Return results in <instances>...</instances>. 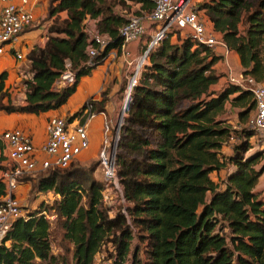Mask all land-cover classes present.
<instances>
[{
	"label": "trees",
	"instance_id": "trees-1",
	"mask_svg": "<svg viewBox=\"0 0 264 264\" xmlns=\"http://www.w3.org/2000/svg\"><path fill=\"white\" fill-rule=\"evenodd\" d=\"M49 1V18L62 12L66 17L55 19L44 46L27 55L30 77L23 104L4 101L9 98L7 75L0 74V111L40 114L60 108L81 78L110 51H120L119 29L132 12L128 1L141 4L136 14L152 9L149 0ZM197 7L206 12L227 48L238 54L243 76L264 82V0H207ZM243 11L247 14L241 32ZM88 18L98 20V31L109 37L92 65L86 64L89 41L83 31ZM169 39L148 53L149 63L130 94L116 152L120 207L114 212L112 206H103L105 185L91 169L74 164L65 170L50 168L33 181V188L59 198L14 223L5 239L8 245L0 251V264L56 261L50 222L40 214L46 209L55 211L63 237L73 245V264H94L95 254L108 244L112 264H264V202L254 190L264 174V165L260 170L254 165L264 150L248 154L255 132L246 127L255 107L252 93L227 84L211 94V85L220 78L214 65L221 58L189 38L177 44ZM66 59L75 82L53 90ZM228 101L240 108L238 132L218 119ZM89 104L95 110L89 99L69 120L82 115ZM232 137L233 153L225 159L220 150ZM229 162L234 168L223 185L215 182L210 174ZM135 238L138 243L131 252Z\"/></svg>",
	"mask_w": 264,
	"mask_h": 264
},
{
	"label": "built area",
	"instance_id": "built-area-1",
	"mask_svg": "<svg viewBox=\"0 0 264 264\" xmlns=\"http://www.w3.org/2000/svg\"><path fill=\"white\" fill-rule=\"evenodd\" d=\"M152 4L150 11L131 12L127 15V22L119 29L122 38L120 54L124 67H134L129 80L133 86L137 83L141 68L145 66L148 53L158 46L164 39L179 34L180 38H189L197 45H204L224 62L227 84L240 86L250 90L255 102L253 113L248 117L246 127L253 130L254 144L264 148V82H256L252 77L243 76L231 66L228 58L230 50L224 44L221 36L207 27L208 20L199 14L195 0H149ZM0 54L7 47L13 49L19 35L34 21V15L29 8V0H0ZM96 19L88 18L83 23V31L88 36L86 47L87 65H92L93 59L107 45L109 37L98 31ZM141 55L134 57L131 49L133 43L145 40ZM114 54L116 50H112ZM16 59L23 56L14 52ZM142 60L139 65V61ZM136 63V64H135ZM135 65V66H134ZM75 82V72L70 60L66 59L64 68L53 83V90H60ZM124 112V109H123ZM91 104L87 105L80 122L72 124L68 116L52 115L46 122V139L37 146L31 135L22 128L6 130L1 138L5 143L8 161L0 172V183L3 194L0 195V251L8 245L7 235L18 219H29L16 192L23 179L37 172H44L50 168H67L83 151L89 148L87 122L94 117ZM124 113L121 112L116 127L105 125L106 140L99 157V165L103 172L105 190L102 193L104 202L112 203L114 191L121 193L116 174V152L120 136ZM114 130V131H113ZM230 141H235L232 137ZM109 185L113 188L109 189ZM114 190V191H113ZM121 195V194H120ZM123 202L122 195L120 196ZM46 217V211L40 213ZM47 218V217H46ZM102 251V249H101ZM94 256V264L103 258V252ZM113 258L104 260L103 264H112Z\"/></svg>",
	"mask_w": 264,
	"mask_h": 264
},
{
	"label": "crops",
	"instance_id": "crops-1",
	"mask_svg": "<svg viewBox=\"0 0 264 264\" xmlns=\"http://www.w3.org/2000/svg\"><path fill=\"white\" fill-rule=\"evenodd\" d=\"M200 2L202 0H196ZM49 0H29V8L32 10L34 15V21L32 24L22 32L17 42L14 44V48L10 49L7 47L6 51L0 54V74L5 72V88L8 91L9 98L4 100L5 102L10 101L13 104H23L25 99V80L30 77L29 72V61L27 60L28 53L35 47L41 48L44 46L47 40V29L48 24L51 22V18L48 17ZM131 6V10L138 11L141 4L138 2L128 1ZM1 9V3H0ZM202 12L204 10H199L200 15H204ZM61 17L66 15L65 12L60 13ZM206 16V15H205ZM207 17V16H206ZM207 27L213 29L211 22L208 19ZM176 35L170 36L171 42L176 38ZM146 39L133 43L131 45L132 53L134 57H138L142 48H144ZM179 43V41H176ZM14 52L20 53L23 58L21 60L16 59ZM230 62L233 63L234 68L242 72L240 59L237 53L230 50L228 54ZM221 59L217 61L214 65V69L217 70L219 66L222 68ZM124 68V62L119 52L116 54L110 51L107 57L92 70L91 74L81 78L75 93H73L67 102L56 110H50L40 114H29V113H5L0 111V172L4 164L7 163V151L5 148V143L1 138V135L6 130H11L14 128H22L27 131L34 142L35 145L39 146L44 143L46 139V122L47 119L52 115L70 116L76 111H78L82 105L89 99L95 102V104L101 102L104 99L103 111L95 113L94 118L87 122V132L89 136V148L85 150L77 159L83 164H89L92 160L98 161V155L100 152V144L98 136L102 137V127L103 124L110 125L114 128L117 118V108L120 103V94L122 77L125 76L126 71ZM220 78L218 83L225 84V75H219ZM227 106L225 105V108ZM227 110V108H226ZM237 116V114H236ZM235 116V118H236ZM80 117L73 119L72 124L80 122ZM239 125V124H238ZM253 140V141H252ZM254 137L250 139L251 145H254L252 149H255ZM233 141L227 143L223 146L222 152L227 156L231 155ZM258 146V145H256ZM250 148V150H251ZM263 149L262 147H260ZM259 148V149H260ZM264 154V153H263ZM227 170L230 171L231 168L228 167L222 169L219 172H213L210 177L217 182L218 177L220 179H225L227 175ZM213 176L215 178H213ZM31 183L29 181L24 182L18 191V198L20 202L25 200L27 191L30 189ZM45 193L37 192L36 197L43 196ZM50 194L54 195V198L58 197L53 192ZM24 208L26 205L21 204Z\"/></svg>",
	"mask_w": 264,
	"mask_h": 264
},
{
	"label": "rangeland",
	"instance_id": "rangeland-1",
	"mask_svg": "<svg viewBox=\"0 0 264 264\" xmlns=\"http://www.w3.org/2000/svg\"><path fill=\"white\" fill-rule=\"evenodd\" d=\"M204 1H207V0H202L200 2H197L196 1V5L198 6L200 3L204 2ZM1 6H2V4H1ZM134 11H136V10H133V13H134ZM202 13L204 14L203 17H205L208 20V16H207L206 12H202ZM246 14L247 13L245 11H243L241 20L238 23V28H239V30L241 32H243L244 31V28H245V22H244V20H245ZM52 17L53 18L51 19V22L48 24V27L50 25H52V23L55 21V19H58L59 21H61L62 19H64L66 17V15H64V17H61V15L58 14V15L52 16ZM47 34H48V29H47ZM175 37L176 38L173 40V42H171V39H169L170 40V43L175 44L176 41H181V40L185 39V38H182L183 35L180 38V35L177 34V33H176V36ZM144 38L147 39V37H144ZM119 54H120V51H119ZM140 55H141V52H140V54L138 56H140ZM120 56H121V54H120ZM146 63H149L148 57L146 58ZM230 63H231L232 68L236 72V69L234 68L233 63L232 62H230ZM221 65H222V68L219 66V68L216 70V73L218 75H226V73H225L226 69H224V62L223 61H221ZM144 67L145 66H143L141 68V72H140V75L137 78L136 85L140 81V77H141V74L143 73ZM123 69L126 71V73H125V76L122 77V79H121L122 87H121V94H120V103H119V106H118L117 111H116L117 112V115H116L117 118H116V120H118V117L120 116L121 112L123 111V107H124L123 105H124V102H125V94H126V90H127L128 85H129V80H130V78L132 76V72H133L134 67L132 66L130 69H126L124 67ZM226 86H227V82L225 84H221V83H218L217 84V83H215V84L211 85L209 91L211 92V94L217 95L222 90H224L226 88ZM235 95H231L230 97L233 98ZM129 98H130V96H129ZM129 102H130V99H128L127 105H126V107L124 109V112H123L124 113V116H123V120H122V125H123L124 118L126 117V114H127ZM103 103H104V99H102L101 102L95 104L94 105L95 110H92V111L94 113H99V109H102L103 110ZM188 104H189V102L186 101L184 103V106H186ZM226 106H227L226 107L227 110L225 108L224 112L218 117V119L220 121H222L223 123H225L226 125H228L230 127V129L232 130V132H234V131L235 132H238L241 129V124H242V123H240V121L238 119V114L240 112V108L233 107L229 101L226 103ZM250 113L252 114L253 112H250ZM236 114H237V116H236ZM235 116H236V118H235ZM92 119H95V118L93 117ZM243 126H245V124ZM115 127H116V124L114 125V128ZM120 133H121V129H120ZM98 138H99V144H100V148H101L100 149V152H99V155H98V160H99V157H100L101 152H102L103 145H104L105 140L107 138L106 132H105V124H103V127H102V137L101 136H98ZM229 142H230V140L227 143H229ZM227 143H223V145L221 147V150H220L221 156L223 158H225V159H227L228 156L222 152V148H223V146H226ZM253 147H254V145H252V148ZM255 147H256L255 149H252L251 148V150H249L248 154H250V153H252V152H254L256 150H264V148L261 149L260 146H256L255 145ZM232 150H233V148H232ZM83 163L84 162H80L76 158V159H74V161L67 168H69L73 164L74 165H77L79 167H84V168H87V169L89 168L92 171L93 177L96 180H98L99 182H103V172H102V169H101V167L99 165V161H97L95 159V160L90 161L89 164H83ZM228 165L231 168V170L234 168L233 163H230L229 162ZM228 165H227V167H228ZM262 165H264V154H263V158L260 159V161L254 165V167L256 169L260 170V168H261ZM67 168H64L63 170H65ZM230 171L227 170L226 173L228 174ZM41 174H43V172H37L34 175L25 178V180L31 181L32 182V185H31L30 189L27 191L25 200L23 202H21V204H25L26 205L23 208V211H24V213H28L29 215L32 212L38 211L40 208L43 209V207H46V206L51 205L56 199L59 198V197L54 198V195L53 194H50V192L45 193L43 196H40L39 195L38 197H36L35 194L37 193V191H34L33 185H34L35 182H33V181L34 180L36 181L37 178L39 177V175H41ZM220 177H218L219 179H217V182L220 183L221 185H223L222 184L223 183V179H220ZM213 178H215V177L213 176ZM20 186H19V188H20ZM19 188H18V190L16 192V196L18 195ZM112 188H113V186L112 185H109L110 191H111ZM254 190H255V193L258 194V199L264 202V174H262L258 178V181H257V184H256ZM113 194H114V196L112 197V203L104 202L103 200H102V203H103V206L104 207H108V206L111 207L112 206L111 207L112 211L116 212V210L120 207L119 206L120 193L118 191H116V192L114 191ZM17 198H18V196H17ZM46 217H47V219L50 222L49 241H50V247H51V254L56 257V261L55 262H52L51 264H73V258H72L73 245H72V243L70 241H68L67 239H65L63 237L64 231L58 225V219H57V215L55 214V211L53 209H46ZM137 243H138V239L135 238L132 241L131 252H132L134 246H136ZM101 252H103L102 253L103 258H101L99 261H97L96 262L97 264H103L104 260H107V259L111 258V255L113 254V248L111 247L110 244H108L107 246H103L102 247V251ZM44 264H48V263L47 262H44ZM125 264H131V262L129 261V262H126Z\"/></svg>",
	"mask_w": 264,
	"mask_h": 264
},
{
	"label": "bare ground",
	"instance_id": "bare-ground-1",
	"mask_svg": "<svg viewBox=\"0 0 264 264\" xmlns=\"http://www.w3.org/2000/svg\"><path fill=\"white\" fill-rule=\"evenodd\" d=\"M142 60L143 59H141L140 61H139V65L141 64V62H142ZM132 82L133 81H131L130 83H129V85H128V87H127V90H126V94H125V102H124V107H123V109H125V107H126V105H127V101H128V99H129V96H130V94H131V91H132V89H133V84H132ZM122 113H123V111H122Z\"/></svg>",
	"mask_w": 264,
	"mask_h": 264
}]
</instances>
